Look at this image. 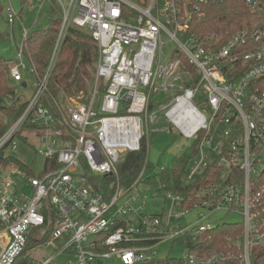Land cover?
<instances>
[{"label":"built area","instance_id":"built-area-1","mask_svg":"<svg viewBox=\"0 0 264 264\" xmlns=\"http://www.w3.org/2000/svg\"><path fill=\"white\" fill-rule=\"evenodd\" d=\"M56 1L62 8V25L44 77L38 75L23 43L9 68L10 78L21 83L29 62L37 85L22 115L0 139V264H35L31 257L40 248L54 253L42 264H58L56 259L62 256L71 259L68 264H220L226 260L252 264V247L264 243V186L251 191V178L264 169V90L259 88L264 80V32H239L222 47L189 34L205 5L225 0ZM7 15L11 25L20 17L12 6ZM72 26L91 33L99 60L90 103L69 99L62 112L44 97ZM27 35L25 31L24 40ZM163 35L172 42L170 65L162 61ZM186 63L198 77L190 87L183 84V79L194 80ZM102 83L107 89L97 105ZM200 91L209 117L193 104ZM153 92L182 94L164 110L169 109L167 117L182 135L201 140L185 183L195 181L212 162L223 170L220 179L195 201L151 186L146 201L170 202L169 211L164 208L160 214H146L145 204L137 203L145 167L128 189L118 175L123 155L140 151L146 140L142 115L147 130L157 121L155 116L150 118ZM182 99L195 117L177 110ZM122 110L126 114L120 115ZM178 120L196 130L187 135ZM30 140L45 147L40 152L44 171L38 176L28 164L19 160L23 168L5 153ZM234 168L243 172L242 184L232 177ZM15 179L28 190H22ZM96 179L107 184L100 182L97 188ZM178 206L181 211L176 214L173 209ZM195 209L207 210L209 215L219 210L241 215L243 239L233 241L240 253L198 252L193 247L197 237L219 225L200 215L196 223L181 229L179 222ZM193 233L183 258L159 257L161 243L182 244Z\"/></svg>","mask_w":264,"mask_h":264},{"label":"trees","instance_id":"trees-1","mask_svg":"<svg viewBox=\"0 0 264 264\" xmlns=\"http://www.w3.org/2000/svg\"><path fill=\"white\" fill-rule=\"evenodd\" d=\"M23 1L24 4L28 2V0ZM51 11L52 19L49 27L44 30L29 31L27 38L23 41L26 53L41 77H44L48 69L62 25V9L56 0H51ZM202 14L201 18L197 17L192 22L189 34L207 43L210 41L217 43L219 47L225 45L239 32H264V0H225L222 3L205 5L202 8ZM6 37L0 33V41ZM98 60L99 47L91 33L72 26L58 53L55 68L47 84L44 101L58 106L62 112L66 111L69 99L77 98L82 103L89 104L95 87ZM13 62L0 57V139L10 124L22 115L28 104L27 101L14 96L9 85V68ZM185 65L192 73L191 77L194 80L183 79V84L185 87H190L198 77L192 66L188 63ZM245 69L246 64L238 71L237 76L241 75ZM259 88L264 90V80L259 83ZM106 89L105 83L99 85L98 90L101 96L104 95ZM152 108L150 102V110ZM119 114H126V111L122 110ZM200 143L201 140L198 139L188 147H184L175 156L171 168H165L153 177L147 178L144 181L145 184L157 188L162 186L168 192L189 197L194 201L198 199L200 192L215 184L223 172L216 162H212L195 181L191 184L185 183L188 168L199 153ZM146 149L147 142L143 140L140 151L123 155L118 165V175L119 182L124 189L130 188L143 171L147 160ZM15 161L23 165L19 160ZM232 177L239 184L244 182V174L237 168H234ZM95 182L97 188L100 182L107 184L106 181H100V179H96ZM259 186H264V169L259 175L251 178L252 193H256ZM243 232L244 227L241 223H224L198 236L193 247L203 254L216 251L224 255L228 252L237 255L240 249L233 244V241L242 240ZM251 260L252 264H264V243H256L252 247ZM220 264L239 263L226 260Z\"/></svg>","mask_w":264,"mask_h":264},{"label":"rangeland","instance_id":"rangeland-1","mask_svg":"<svg viewBox=\"0 0 264 264\" xmlns=\"http://www.w3.org/2000/svg\"><path fill=\"white\" fill-rule=\"evenodd\" d=\"M64 3L67 5V1H64ZM10 6H12L16 13L20 16L14 25L8 23L7 10ZM0 8L2 9V12L0 13V33L7 36L3 41H0V57L5 60L15 61L17 59L18 48L22 46L24 41L25 31L34 32L36 30H44L49 27L52 19L51 0H45L44 2L43 0H28L25 4L23 0H0ZM161 49L162 61L167 65L172 64V42L166 35H163L161 39ZM26 66L27 67L22 70L23 82L17 83L12 78H9V85L13 90V95L20 97L23 101H27L32 97L37 85V77L32 71V66L29 62H26ZM24 82L27 84V88H23L22 84ZM177 95L182 94L179 93L172 96L168 93H152L151 104L153 108L150 112V118L155 116L157 121L150 123L148 130L146 127L145 115H142L143 128L145 129L147 136L146 140L149 154L146 160L143 181L137 187L140 194L137 203L145 204L144 212H146V214H160L164 208V211H169L170 202L167 201L164 203L162 200L146 201L144 197L145 195L150 196L151 188L145 184L144 181L147 178L158 174L161 167L171 168L175 156H177L184 147H188L193 142V139L186 138L170 122L167 117L169 109L164 110V107L174 101ZM101 99L102 96L100 95L97 105L100 103ZM193 104L201 113L207 117L210 116L208 106L206 105L205 98L201 91L195 94ZM96 108L98 107L96 106ZM224 129L225 127L221 128L222 131ZM44 150L45 147L42 144L37 141L30 140L29 144L19 142L18 149L15 151L10 148L5 149V153L7 156L28 164L32 168L33 174L38 176L44 171L45 159L40 153ZM15 181L19 183L22 190H28L27 186L21 183L19 179H15ZM123 201H126V198ZM173 210L174 213L177 214L180 213L181 208L178 206L176 207V210L175 208ZM200 215H208L213 225L240 223L243 221V217L236 213L227 214L226 211L219 210L209 215L207 210L195 209L189 212V214L179 222V227L181 229L189 227L200 219ZM194 238L195 234L193 233L186 240V242L182 244L175 243L173 240H167L161 243L157 248L159 257L161 259H166L168 257L173 259L183 258L186 254H188L187 242L192 241ZM53 255L54 253L51 248H40L34 253L31 260L35 264H42ZM70 260V258L62 256L56 259V263L68 264Z\"/></svg>","mask_w":264,"mask_h":264},{"label":"bare ground","instance_id":"bare-ground-1","mask_svg":"<svg viewBox=\"0 0 264 264\" xmlns=\"http://www.w3.org/2000/svg\"><path fill=\"white\" fill-rule=\"evenodd\" d=\"M178 109L184 110L186 114H190L194 117L196 116V112L191 106H189V103L185 99L181 100L180 105L177 107V110ZM178 122L180 124V127L187 135L191 134L193 131L196 130V127L188 126L187 124H182V120H178ZM193 124H196V121H194Z\"/></svg>","mask_w":264,"mask_h":264},{"label":"crops","instance_id":"crops-1","mask_svg":"<svg viewBox=\"0 0 264 264\" xmlns=\"http://www.w3.org/2000/svg\"><path fill=\"white\" fill-rule=\"evenodd\" d=\"M24 84H26L25 82L22 84V86H23V88H27V84H26V86H24Z\"/></svg>","mask_w":264,"mask_h":264},{"label":"water","instance_id":"water-1","mask_svg":"<svg viewBox=\"0 0 264 264\" xmlns=\"http://www.w3.org/2000/svg\"><path fill=\"white\" fill-rule=\"evenodd\" d=\"M24 86H26V84H24ZM3 156V154L0 155V158Z\"/></svg>","mask_w":264,"mask_h":264}]
</instances>
